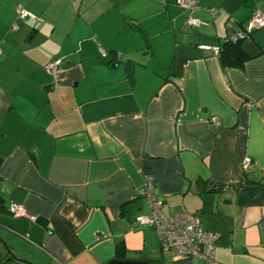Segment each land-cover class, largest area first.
Wrapping results in <instances>:
<instances>
[{"label": "crops", "instance_id": "0c3cea01", "mask_svg": "<svg viewBox=\"0 0 264 264\" xmlns=\"http://www.w3.org/2000/svg\"><path fill=\"white\" fill-rule=\"evenodd\" d=\"M176 1L0 0V256L264 264V27L240 67L211 49L264 0H195L196 25ZM147 176L165 214L217 233L214 263L135 221Z\"/></svg>", "mask_w": 264, "mask_h": 264}, {"label": "built area", "instance_id": "2783aa9c", "mask_svg": "<svg viewBox=\"0 0 264 264\" xmlns=\"http://www.w3.org/2000/svg\"><path fill=\"white\" fill-rule=\"evenodd\" d=\"M176 2L188 11L187 23L196 25L198 22L192 17L191 13L198 8L197 2L195 0H177ZM15 10L18 18L23 19L31 16L21 4H17ZM211 11L214 12L213 9ZM229 25L234 26V30L226 36L228 40L235 42L245 39L250 36L253 30L264 27V14L258 11L252 12L247 27H238L231 20ZM211 49L216 55L218 54L219 47L215 46ZM61 62V58L51 60L45 64L44 70L47 73H53L59 68ZM246 164L245 162L244 166ZM142 195L147 209L145 212L138 214L135 221L155 230L159 246L163 252L171 251L175 255H187L206 263L215 262L217 233L202 229L197 214L183 210L174 211L168 215L165 214L162 211L163 202L154 192V179L151 176L145 178ZM7 210L14 217H25L31 221L36 220V217L28 214L20 204L11 203Z\"/></svg>", "mask_w": 264, "mask_h": 264}, {"label": "trees", "instance_id": "16d2710c", "mask_svg": "<svg viewBox=\"0 0 264 264\" xmlns=\"http://www.w3.org/2000/svg\"><path fill=\"white\" fill-rule=\"evenodd\" d=\"M241 40L232 42L227 38L219 47L218 58L222 66L240 67L250 57L242 48ZM120 250V245L117 246V252ZM17 260L12 259L7 254L0 256V264H17Z\"/></svg>", "mask_w": 264, "mask_h": 264}, {"label": "water", "instance_id": "95a60500", "mask_svg": "<svg viewBox=\"0 0 264 264\" xmlns=\"http://www.w3.org/2000/svg\"><path fill=\"white\" fill-rule=\"evenodd\" d=\"M8 251L10 257L14 260H17L18 262L24 263V264H33L29 261H26L24 259L18 258L16 255H14L8 248H6ZM109 264H159L155 262H150V261H130V260H118V259H113L109 262Z\"/></svg>", "mask_w": 264, "mask_h": 264}, {"label": "rangeland", "instance_id": "374dc122", "mask_svg": "<svg viewBox=\"0 0 264 264\" xmlns=\"http://www.w3.org/2000/svg\"><path fill=\"white\" fill-rule=\"evenodd\" d=\"M0 250H2V246H1V245H0ZM11 252H12V251H11ZM24 260L31 262L30 260H27V259H24ZM31 263H33V262H31ZM17 264H20V263H17ZM21 264H22V263H21ZM33 264H35V263H33Z\"/></svg>", "mask_w": 264, "mask_h": 264}]
</instances>
